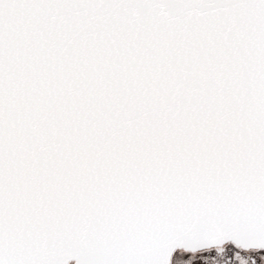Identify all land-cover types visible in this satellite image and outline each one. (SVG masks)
I'll return each mask as SVG.
<instances>
[{
    "label": "snow or ice",
    "instance_id": "obj_1",
    "mask_svg": "<svg viewBox=\"0 0 264 264\" xmlns=\"http://www.w3.org/2000/svg\"><path fill=\"white\" fill-rule=\"evenodd\" d=\"M264 264V0H0V264Z\"/></svg>",
    "mask_w": 264,
    "mask_h": 264
},
{
    "label": "water",
    "instance_id": "obj_2",
    "mask_svg": "<svg viewBox=\"0 0 264 264\" xmlns=\"http://www.w3.org/2000/svg\"><path fill=\"white\" fill-rule=\"evenodd\" d=\"M72 262V264H75V261H71Z\"/></svg>",
    "mask_w": 264,
    "mask_h": 264
},
{
    "label": "flooded vegetation",
    "instance_id": "obj_3",
    "mask_svg": "<svg viewBox=\"0 0 264 264\" xmlns=\"http://www.w3.org/2000/svg\"><path fill=\"white\" fill-rule=\"evenodd\" d=\"M70 264H72V262H70Z\"/></svg>",
    "mask_w": 264,
    "mask_h": 264
}]
</instances>
